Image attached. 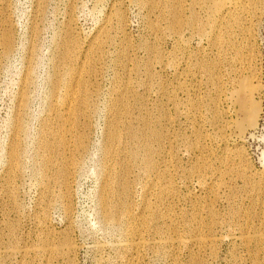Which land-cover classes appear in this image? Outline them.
<instances>
[{"label": "rangeland", "instance_id": "rangeland-1", "mask_svg": "<svg viewBox=\"0 0 264 264\" xmlns=\"http://www.w3.org/2000/svg\"><path fill=\"white\" fill-rule=\"evenodd\" d=\"M176 1L0 0V33L5 23L11 37L7 53L0 47V264H264V236L254 237L264 232V0H238L250 7L232 12ZM80 74L89 95L71 129L84 145L53 149ZM246 76L259 112L242 133L232 121L248 101ZM141 117L151 152L132 135ZM161 184L172 188L160 194ZM104 198L129 219L106 218Z\"/></svg>", "mask_w": 264, "mask_h": 264}, {"label": "bare ground", "instance_id": "bare-ground-1", "mask_svg": "<svg viewBox=\"0 0 264 264\" xmlns=\"http://www.w3.org/2000/svg\"><path fill=\"white\" fill-rule=\"evenodd\" d=\"M176 1V0H175ZM198 1V0H197ZM199 1H201V2H204L205 4H206V6H208L210 9L211 8H213L212 10H217V11H219V10H223V11H226V12H232V11H234V10H236L238 7H240L241 9H247V8H249L250 7V5H249V7H242V6H240L239 5V2H238V0H199ZM251 1V0H250ZM177 2V1H176ZM175 2V3H176ZM248 2H249V0H248ZM247 1H246V5H247V3H248ZM255 1H253L252 2V4L254 3ZM204 3H202V4H204ZM249 3H251V2H249ZM255 4V3H254ZM174 5H176V4H174ZM254 6V5H253ZM252 6V7H253ZM207 7V8H208ZM173 13H174V15H173V21L171 22V24H170V27L173 29V30H175V31H180L179 29H180V23H179V18H178V15H177V13H178V6H175V7H173ZM209 10V9H208ZM119 19H121L120 17H119ZM194 24V23H193ZM65 39H67V38H65ZM67 41H69V39L67 40ZM94 41V40H93ZM65 42V41H64ZM100 43V42H99ZM96 44V43H95ZM68 45V44H67ZM70 46V45H69ZM73 46V45H72ZM97 46V45H96ZM0 47L2 48V50H3V52H6L7 53V51L10 49V47H11V37H10V33H9V30H8V28H7V26H6V24L5 23H3L2 24V32L0 33ZM71 47V46H70ZM99 47V46H98ZM97 47V48H98ZM93 48H94V45H93ZM73 50H71V52L69 53L68 51H69V49L67 50V53L65 54V59L63 60V62H61L62 64V66H61V68H60V70L62 71H59V73H57L56 75H57V78H56V76H55V78L57 79V81L56 82H58V84H62L63 83V81H64V79H65V77H66V75L67 74H69L70 73V71H71V69H73V67H72V65H73V60H74V52H75V50H74V48H72ZM95 49V48H94ZM98 51V50H97ZM94 53H96V52H94ZM93 53V54H94ZM92 54V53H91ZM92 54V55H93ZM97 55V54H96ZM98 56V55H97ZM88 57V56H87ZM87 57H85V58H87ZM89 59L87 58V61H88ZM84 61H86V60H84ZM86 61V62H87ZM89 62V61H88ZM84 64H85V62H84ZM83 64V65H84ZM87 65V64H86ZM60 67V66H59ZM92 67V66H91ZM87 69V68H86ZM89 70V69H88ZM96 71V70H95ZM54 78V79H55ZM244 78H249V77H244ZM75 79V84H74V86L72 85V87L70 88V87H68L67 89H66V91H65V96H66V99H64L65 100V103L63 104V108L65 109V111H66V113H67V116H66V118H65V120H66V123L64 124V125H62V127L58 130H55L54 132H52L51 133V137H52V141L53 142H51L52 143V147L54 146V143L56 142L57 143V147H56V145H55V147L56 148H58V147H62L63 146V148L65 149V148H68V146H69V142H70V140L73 138V140H71V141H73V144H75L77 147H78V149L80 148V147H83V145H84V136L83 135H80L79 136V139L77 140V141H75L74 140V131L71 129V125L73 124V122H74V118H76V116H77V110H76V106H77V100L84 94V93H86V95H87V97H88V95L89 94H87L88 93V90L85 88V86L82 84L83 82H82V75L80 74V75H77L76 76V78H74ZM250 79V78H249ZM53 82H55V81H53ZM55 84H57V83H55ZM57 84V85H58ZM54 85V84H53ZM217 86V85H216ZM221 87V86H220ZM240 87L242 88V89H245V95H246V97L248 98V101L240 108L241 109V111H240V113H238V111H236V114H237V117H242L241 118V120L239 121V119L237 118L236 120H234V121H232V122H234V126H235V129L237 128V130H239L240 132H242L243 133V131H245V129L247 128V127H253V126H255L256 125V123H257V117H258V112H259V108H258V104L254 101V97H253V95H254V93L257 91V86L256 85H254V84H252V82H251V79L250 80H245V79H243L241 82H240ZM215 88H217V87H215ZM218 89V88H217ZM224 90H225V88H223ZM54 90V89H53ZM221 91V90H220ZM52 93H51V98L52 97H54V95H55V90L54 91H51ZM219 92V91H218ZM234 92V91H233ZM257 93V92H256ZM220 94V93H219ZM232 94V93H231ZM234 94V93H233ZM231 96V95H230ZM219 97V96H218ZM229 97V96H228ZM233 97V96H232ZM231 97V98H232ZM215 98V97H214ZM217 98V97H216ZM214 99L213 100V105H214V107H212V112H211V114H213V116L212 117H214V118H217V115H219L218 114V112H220V111H218L217 112V110H216V108H215V106L218 104L217 103V100L219 99ZM212 99V98H211ZM223 99V98H222ZM21 100H23V97L21 98ZM224 100H226V99H224ZM223 101V100H222ZM50 110L53 112V111H57V109H58V106L57 105H55L54 103H53V101H52V104H50ZM224 112H226V111H224ZM148 119V118H147ZM147 119H145V117L144 118H140L139 120H140V124H141V126L143 127L141 130H135V131H133V134L132 135H134V137L135 136H138V141L136 142V143H138L139 142V145H136V147H138L139 146V149H140V147H142V148H144L145 150H148L149 152H151L150 150H149V146H148V142H147V139H148V132H151V131H148V128H149V126H148V121H147ZM212 120H214V119H212ZM217 122V121H216ZM228 122V121H227ZM230 122V121H229ZM224 123V122H223ZM224 124H226V123H224ZM223 124V125H224ZM230 125V124H229ZM232 125V126H233ZM212 126V125H211ZM231 127V126H230ZM19 128V126L18 125H16V129H18ZM155 129V128H154ZM154 129H152V130H154ZM224 129H226V128H224ZM150 130V129H149ZM52 131V130H51ZM50 131V132H51ZM155 131V130H154ZM157 131V130H156ZM131 132H132V130H131ZM131 132H130V136H131ZM158 132H160V131H158ZM155 134H156V132H155ZM161 132H160V135H159V137L161 136ZM50 135V134H49ZM151 135H153V134H151ZM46 136H48V135H46ZM58 136L60 137L59 138V141H57L58 140ZM156 136V135H155ZM120 137V134L118 133V132H114V133H112V134H109L108 135V139H109V141H110V143H112L116 138H119ZM134 137H132V138H134ZM157 137H158V135H157ZM49 138V137H48ZM136 139H137V137H135ZM134 138V139H135ZM152 138H153V136H152ZM151 138V139H152ZM50 139V138H49ZM48 139V140H49ZM135 139V140H136ZM158 139V138H157ZM162 139V138H161ZM43 141V140H42ZM50 141V140H49ZM152 141V140H151ZM158 141V140H157ZM158 142H160V141H158ZM43 143H44V141H43ZM72 144V143H71ZM74 145V146H75ZM108 145H110V144H108ZM150 145V144H149ZM48 146V144L46 145V146H44V147H47ZM50 145H49V147H51ZM76 147V148H77ZM111 147H112V149H113V146L111 145ZM159 147V146H158ZM43 148V147H42ZM48 148V147H47ZM46 148V149H47ZM153 148H156V147H153ZM44 149V148H43ZM53 149H54V147H53ZM110 149V148H109ZM137 149V148H136ZM159 149H160V147H159ZM57 150V149H56ZM107 150H108V148H107ZM143 150V149H142ZM152 150V149H151ZM155 150V149H154ZM154 150H153V152H154ZM55 151V150H54ZM110 151H111V149H110ZM110 151H108L109 153H110ZM132 151V154L131 155H133V154H135V153H133V149L131 150ZM140 151V150H139ZM49 152V151H48ZM51 152H53V151H51ZM58 152V151H57ZM135 152V151H134ZM146 152V151H145ZM156 152V151H155ZM53 153H55V152H53ZM50 154V153H49ZM57 154H59V153H57ZM62 154V153H61ZM113 154V153H112ZM144 154V153H143ZM238 154H239V152H238ZM51 155V154H50ZM50 155H49V157H50ZM56 155V154H55ZM111 155V154H110ZM130 155V156H131ZM136 155H138L137 154V152H136ZM146 155V154H145ZM144 155V156H145ZM148 155V154H147ZM150 155H151V153H150ZM16 157H17V146H13L12 148H11V150H10V169L12 170V168L13 167H16ZM47 157V156H46ZM131 157H133V156H131ZM148 157V156H147ZM136 158V157H135ZM146 158V157H145ZM145 158H143V159H145ZM48 158H46V160H47ZM44 160H45V158H44ZM46 160H45V162H46ZM49 160V159H48ZM47 160V161H48ZM50 160H51V158H50ZM146 160L147 161H150V160H148L147 158H146ZM146 160H144V162L146 161ZM69 162V161H68ZM65 163H66V158H65ZM47 164V163H46ZM69 164L70 163H67V165H65V170H64V174H63V176H62V183H63V185H64V187H67V184H68V171H69ZM150 164H151V162H150ZM150 164H147V165H150ZM64 166V165H63ZM200 166V165H199ZM202 166H203V164H202ZM62 167V166H61ZM147 167H149V166H147ZM203 168V167H202ZM198 169V168H197ZM201 169V168H200ZM200 169H198L199 171H200ZM10 170V171H11ZM110 171H111V168L109 169ZM196 170V169H195ZM203 170V169H202ZM198 171V172H199ZM204 172V171H203ZM200 173V172H199ZM199 173H198V175H199ZM195 174H196V172H195ZM202 175V174H201ZM201 175H200V177H201ZM198 177V176H197ZM199 177V178H200ZM196 178V177H195ZM247 181V180H246ZM248 182V181H247ZM253 183V182H252ZM159 185V184H158ZM165 185H167V184H164V186L161 184L160 186H163V189H161V187H160V189H161V191L160 192H158V193H160V194H164L163 192L164 191H169L171 188H170V186L171 185H168L169 187H165ZM251 185V184H250ZM254 186V185H253ZM252 186V188H254ZM110 188H111V186H106V191L110 194ZM218 188V187H217ZM126 189H127V187H126V185L125 184H123L122 185V190L123 191H126ZM163 191V192H162ZM172 191V190H171ZM111 195V194H110ZM65 198V197H67V194H64V195H62V198ZM65 200H66V198H65ZM61 201H62V199H61ZM146 201V200H145ZM103 209H105V217L107 218H114V219H116V220H126L127 219V217H128V219H129V215H128V213H127V211H119L118 210V208H117V205H116V202H113V204H111L106 198H104L103 199ZM146 204H149V205H151L150 203H148V202H146ZM64 205V204H63ZM68 205V204H67ZM67 205H65V210H68L67 209ZM149 205H147V206H149ZM156 205V204H155ZM154 205V206H155ZM156 207V206H155ZM154 207V208H155ZM211 207V206H210ZM146 208V207H145ZM149 208V207H148ZM209 209V208H208ZM148 210V209H147ZM210 211V213L209 214H211V216H212V212L211 211H213V210H209ZM157 213V210L156 209H152L151 207L149 208V215H150V217L151 216H154L155 214ZM165 216V215H164ZM171 216H174V215H171ZM195 216V215H194ZM210 216V217H211ZM166 217V216H165ZM169 217H170V215H169ZM168 217V218H169ZM162 218H164L163 216H162ZM167 218V219H168ZM194 218V217H193ZM166 219V218H165ZM172 219V218H171ZM210 219V218H209ZM170 220V219H169ZM177 220V218L175 219V221ZM199 220V219H198ZM197 220V221H198ZM167 221V220H166ZM165 221V222H166ZM172 221V220H171ZM178 221V220H177ZM213 221V220H212ZM168 222V221H167ZM170 222V221H169ZM200 222V221H199ZM214 222V221H213ZM264 222V221H263ZM168 224H170V223H168ZM174 224V223H173ZM262 224H264V223H262ZM199 225V224H198ZM201 225V224H200ZM174 226H176L175 224H174ZM202 226V225H201ZM197 227V226H196ZM172 228V227H171ZM193 229V228H192ZM198 229H200V227L198 228ZM202 229V228H201ZM261 229H264V228H261ZM137 228H135V227H132L130 230H128L129 231V233H134V235L136 234H138V236H139V233L138 232H140V230H137ZM259 230V229H258ZM200 232V231H199ZM258 232V231H257ZM194 233V232H193ZM196 235V234H195ZM195 235L193 236V237H195ZM199 235V234H198ZM247 235V234H246ZM245 235V236H246ZM254 235H256V236H254ZM253 236L255 237V239L256 240H258V239H260V238H262L263 236H264V232L263 231H261V233H256V234H254ZM130 236V235H129ZM203 236H205V235H203ZM241 236H242V233H241ZM245 236H242V237H245ZM248 236V235H247ZM246 236V237H247ZM252 236V237H253ZM132 237H133V235H132ZM177 237V236H176ZM237 237V236H236ZM141 238V237H140ZM171 238V237H170ZM179 238V237H178ZM203 237L201 236V238H200V236H196L195 237V239H194V243H196V244H198V243H203V241H205V240H203L202 239ZM209 238V237H208ZM264 238V237H263ZM173 239V238H172ZM182 239V238H181ZM181 239H178L177 240V242L179 241V242H181L182 240ZM190 239V238H189ZM192 239V238H191ZM211 239V238H210ZM245 239V238H244ZM248 239V238H247ZM142 241V239H139L137 236H136V238H134V240H133V244L132 245H134V246H140V244H141V241ZM185 240V239H184ZM184 240H183V242H184ZM186 240H188V239H186ZM208 240V239H207ZM251 240V239H250ZM255 240V241H256ZM171 241V240H170ZM164 242V241H163ZM192 242V241H191ZM211 242V241H210ZM210 242H209V244H210ZM65 243V242H64ZM132 243V242H131ZM166 243V242H165ZM212 243V242H211ZM192 244V243H191ZM204 244H206V242L204 243ZM203 244V245H204ZM208 244V245H209ZM64 245H66V247H70V245L68 244V242H66ZM177 245V244H176ZM183 245V244H182ZM202 245V244H201ZM200 245V246H201ZM42 248V247H41ZM43 249V248H42ZM67 250V249H66ZM67 251H69V249L67 250ZM70 252V251H69Z\"/></svg>", "mask_w": 264, "mask_h": 264}]
</instances>
